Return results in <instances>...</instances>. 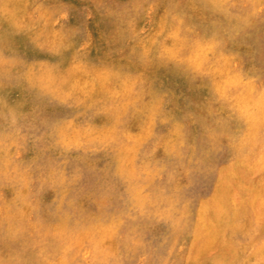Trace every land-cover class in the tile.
<instances>
[{
    "label": "rangeland",
    "instance_id": "1",
    "mask_svg": "<svg viewBox=\"0 0 264 264\" xmlns=\"http://www.w3.org/2000/svg\"><path fill=\"white\" fill-rule=\"evenodd\" d=\"M0 264H264V0H0Z\"/></svg>",
    "mask_w": 264,
    "mask_h": 264
},
{
    "label": "bare ground",
    "instance_id": "2",
    "mask_svg": "<svg viewBox=\"0 0 264 264\" xmlns=\"http://www.w3.org/2000/svg\"><path fill=\"white\" fill-rule=\"evenodd\" d=\"M7 3V2H6ZM7 10V9H6ZM124 17V16H123ZM108 19V18H107ZM118 19V18H117ZM164 19V18H163ZM114 20V19H113ZM114 22V21H113ZM119 22H121L120 20H119ZM114 25H115V23H113ZM116 26H118V25H116ZM121 32V31H120ZM105 34H106V31H105ZM104 34V35H105ZM117 34H119V33H117ZM113 36V35H112ZM105 37V36H104ZM107 37V36H106ZM118 37V36H117ZM116 37V38H117ZM108 38V37H107ZM172 39V38H171ZM40 58V57H39ZM24 60V59H23ZM220 69V68H219ZM219 69L217 68V70L219 71ZM222 71V70H221ZM213 81V80H212ZM214 82V81H213ZM210 84H211V81L209 82ZM217 83V82H216ZM212 84H214V83H212ZM223 84V83H222ZM224 84H226V83H224ZM228 84V83H227ZM217 86V85H216ZM222 86V85H221ZM226 87V86H225ZM220 97H222V96H220ZM220 99V98H219ZM260 101V100H259ZM3 114V113H2ZM242 122V121H241ZM207 131V130H206ZM66 245V244H65ZM82 252V251H81Z\"/></svg>",
    "mask_w": 264,
    "mask_h": 264
}]
</instances>
